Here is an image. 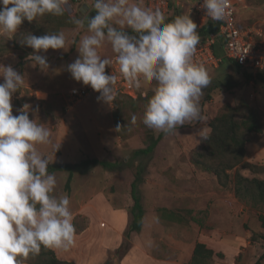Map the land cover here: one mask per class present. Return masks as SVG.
I'll list each match as a JSON object with an SVG mask.
<instances>
[{"label": "clouds", "instance_id": "clouds-1", "mask_svg": "<svg viewBox=\"0 0 264 264\" xmlns=\"http://www.w3.org/2000/svg\"><path fill=\"white\" fill-rule=\"evenodd\" d=\"M71 7L70 0H0V35L12 38L24 20L62 16ZM201 7L208 18L220 21L230 5L229 0H202ZM86 9L79 16L70 14L73 35L86 29L76 46L78 58L67 65L72 78L98 92V101L111 104L118 95L117 75L106 72L113 60L99 51L109 44L119 75L129 87L154 85L142 118L145 127L156 134H178V127L199 123L198 136L207 140L211 129L200 102L211 77L194 60L201 37L191 8L171 20L161 9L147 7L145 0H90ZM90 10L95 14L90 16ZM20 43L33 49L27 59L41 70L49 63L37 53L69 47L64 31L42 36L29 32ZM0 77V264H21L42 247L71 249L76 228L70 197L54 194L57 178L48 172L54 159L37 148L51 143L48 128L30 119L27 104L13 114L12 96L23 86L24 76L11 65L0 64ZM130 123H137L135 114ZM58 148L59 144L54 146V153Z\"/></svg>", "mask_w": 264, "mask_h": 264}, {"label": "rangeland", "instance_id": "rangeland-1", "mask_svg": "<svg viewBox=\"0 0 264 264\" xmlns=\"http://www.w3.org/2000/svg\"><path fill=\"white\" fill-rule=\"evenodd\" d=\"M70 2L73 10L67 13L69 16L70 14L79 16L87 10L86 6L90 8V0H70ZM248 4L251 8L241 16L242 24L261 23L263 20L261 9L264 4L249 2ZM92 13L93 10L88 11L90 16L93 15ZM44 24L47 22L45 21ZM74 28L75 25L67 24L59 26L56 31H64L68 36L67 50L50 48L46 52L37 53L47 57L49 67L44 70L39 66H33L27 59L33 49L20 43V39L29 32L37 36L44 35L35 31L32 22L24 20L12 38L0 35V64L11 65L24 76L23 86L12 96L13 114H17V109L27 104L30 119L61 125L64 135L70 137L78 135L81 148L78 153H63L58 161L64 164H73L70 162L72 160L80 163L86 158L120 162L119 169H105L100 164L79 171L74 169V177L77 180L74 186L81 188L91 184L105 193L112 201L114 209L121 208L127 211V207L133 203L130 190L134 179V163L127 164V162L134 150L146 146L144 135L148 128L142 124V118L148 101L145 104L139 102L135 107L128 105L125 108L129 114H125L120 120V125L127 135L125 139L121 137V141L103 143L102 130L114 127L116 134H119L114 119L115 100L111 104L98 101L99 93L94 91L78 102L69 101L70 89L84 85L74 80L67 71V65L79 56L76 46L80 36L86 32L84 29L79 34L73 35ZM47 32L53 31H46L45 34ZM73 40L77 43L73 44ZM99 51L109 59L114 55L109 44L103 45ZM205 68L209 72L211 83L203 90L204 95L200 104L202 114L207 118V125L209 126L210 120L227 105L240 106L244 109L257 108L260 111L263 130L248 135L245 160L251 164L264 165V84L256 80L250 83L243 82L228 61H224L218 67ZM2 81L3 77H0V82ZM227 84L232 87H228ZM153 87L154 85L141 88L142 96L149 93L151 98ZM37 107L38 111H35ZM133 114L137 116L135 125L130 123ZM200 127L199 123L180 126L177 129L178 134H165L152 154L146 155L145 158L141 155L135 158L136 162H140L145 167L143 182L138 188L144 210H147L145 217L147 220L152 218V215L158 213L157 207L178 210L188 217L184 212L188 209L185 207L187 201L179 192L190 187L193 189L191 192L196 195L191 197L192 207L189 209L192 210V216L200 220L202 225L196 221H191L188 225L175 222L181 227L183 225L188 227L189 246L201 241L205 242L207 247L213 248L214 253H219V255L214 254L209 264H254L257 260L259 264H264V202L252 204L247 199L240 200L234 194L232 182L226 187H221L214 175L195 168L190 158L193 150L203 140L197 133ZM151 132L154 136L158 135L153 130ZM91 137L95 142L90 141ZM49 145L54 147L55 140H51ZM238 168L244 176L264 178V171L254 173L248 168L240 166ZM183 171L191 175L183 176ZM57 172L54 173L57 178L54 194H67L64 185L68 171ZM229 172L231 176L234 175V170ZM127 218L129 219L128 214ZM76 225L82 227L80 219ZM174 228L181 234L182 228L177 225H174ZM90 234L86 239H89L92 235ZM185 247L186 251L187 245ZM132 248V236L129 240L124 237L120 247L108 253L109 264L114 263L111 259L112 255L114 260L118 261L124 253L129 254Z\"/></svg>", "mask_w": 264, "mask_h": 264}, {"label": "trees", "instance_id": "trees-1", "mask_svg": "<svg viewBox=\"0 0 264 264\" xmlns=\"http://www.w3.org/2000/svg\"><path fill=\"white\" fill-rule=\"evenodd\" d=\"M247 1L257 5L264 4V0ZM92 14H95L94 10ZM174 17L175 16L168 18L167 20H171ZM45 21L47 24H44ZM31 22L33 27H35V31L39 34H45L46 31L56 32L59 26L72 24L70 22V16L67 12L62 16L46 14L43 17H37L36 20ZM197 31L201 37L200 41H204L207 40L211 34H217L218 27L212 22H207L204 26L200 28L197 27ZM223 43V38L218 35L216 44L213 45V50L218 56L223 54ZM224 61H228L230 63L234 72L239 76L238 78L243 82L250 83L251 81L256 80L264 84V73H253L226 58H224L223 62ZM227 86L232 87L230 84H227ZM149 100V93L142 96L140 92L136 98L118 93L115 98L116 109L114 111L116 127L117 125H120L121 118L125 114H129L125 111V108L128 105L135 107L137 103L143 102L145 104ZM209 127L211 129V134L207 140L203 139L197 148L193 150L190 158L191 163L196 169L214 175L221 187H226L230 184V182H232L234 194L238 199H247L252 204L264 202V178L244 176L238 168L239 166L241 168H248L254 173L264 171V165L251 164L245 160L248 135L250 133H260L263 130L260 111L254 107L244 109L240 106L233 107L227 105L210 120ZM118 132L120 137L124 139L127 137L122 126ZM164 135L165 134L161 132L157 136H154L151 130L146 129L144 135V143L146 146L134 150L128 159L127 164L134 163V179L131 183L130 190L133 203L131 206L127 207L129 219L124 232V237L127 240L130 239L131 233L139 232L141 230L145 213L142 198L138 193L139 185L143 182V169L145 167L140 162H136L135 158L140 155L145 158L146 155L152 154ZM96 164H100L105 169H119L120 167V162L112 163L98 158H86L80 163L78 162L74 164H49L48 172L51 173L57 170L68 171L64 189L66 192H69L71 188V181L74 176V169L79 171ZM231 170H234L233 176H231L229 172ZM157 210L161 219L184 225H188L191 221H196L199 225H202L200 220H197L194 216H192V210L190 209L184 210V212L188 214V217H185L178 210H170L165 207H157ZM214 254L219 255V253H214V250L207 247L206 244L197 241L194 244L188 264H209ZM22 263L74 264L73 262L60 260L53 249H45L43 247L41 248L39 254L30 256L27 260L21 259V264ZM254 264H259V261L257 260Z\"/></svg>", "mask_w": 264, "mask_h": 264}, {"label": "crops", "instance_id": "crops-1", "mask_svg": "<svg viewBox=\"0 0 264 264\" xmlns=\"http://www.w3.org/2000/svg\"><path fill=\"white\" fill-rule=\"evenodd\" d=\"M38 123H43L48 128L50 141L55 140L56 145L59 144V148L55 153L54 147L49 144L37 145L38 150L42 153L49 158H55L52 164L63 163L58 161L63 153H78L81 148L78 135L71 137L67 134L64 135L63 126L61 125L47 124L44 121ZM98 126H100V123H98ZM101 132L104 133L103 143L121 141V137L116 134L114 127H109ZM90 141L95 142L93 137ZM70 162L75 163L73 160ZM57 173H61V171ZM185 173L183 171V176L187 175L188 177L191 175V173ZM75 181L77 182L73 176L70 191L67 192L70 197V208L76 228L75 245L67 251L53 250L60 260L73 262L74 264H108V253L116 251L124 240L128 212L121 208L114 209L111 204L112 201L97 187L91 184H86L81 188L76 187V185L74 186ZM191 190L193 189L189 187L179 192L181 197L187 201L185 207L188 209L192 207L191 197L196 195ZM146 214L147 210L144 213L141 230L131 234L133 248L129 254L124 253L118 261H115L112 255L113 264H188L194 247V245L189 246L190 232L188 227L184 225L181 227L173 221L161 219L157 212L147 220ZM79 219L81 220V228L76 225ZM174 225L182 228L181 234L176 232ZM186 229L188 232H186ZM89 233L92 235L90 234L89 239H86ZM202 243L205 244V242ZM186 245L187 250L185 251Z\"/></svg>", "mask_w": 264, "mask_h": 264}, {"label": "built area", "instance_id": "built-area-1", "mask_svg": "<svg viewBox=\"0 0 264 264\" xmlns=\"http://www.w3.org/2000/svg\"><path fill=\"white\" fill-rule=\"evenodd\" d=\"M193 3L195 0H145L147 7L161 9L167 19L191 8V16L198 28L207 22L217 25V34H211L207 40L200 41L194 55V60L204 67H218L226 58L253 73H264V7L261 9L263 13L261 23L243 25L241 16L251 8L247 0H229L230 7L225 18L220 21L211 20L206 16V10L201 7L202 0H197V3L192 5ZM218 35L224 40L221 56L216 55L213 50ZM110 59L113 60V66L112 68L107 66L106 72L117 75L115 86L117 93L136 98L140 90L129 87L120 77L118 64L115 63V54ZM93 92L94 90L88 85L74 87L70 89L69 101L78 102Z\"/></svg>", "mask_w": 264, "mask_h": 264}, {"label": "water", "instance_id": "water-1", "mask_svg": "<svg viewBox=\"0 0 264 264\" xmlns=\"http://www.w3.org/2000/svg\"><path fill=\"white\" fill-rule=\"evenodd\" d=\"M72 10H73V8L71 7V9L69 10V12H67V13H70V12H72Z\"/></svg>", "mask_w": 264, "mask_h": 264}]
</instances>
